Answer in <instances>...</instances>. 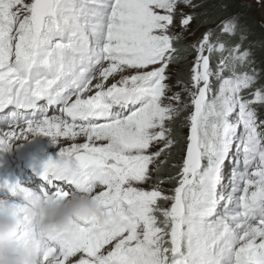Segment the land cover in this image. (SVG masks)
<instances>
[{
  "label": "snow or ice",
  "instance_id": "1",
  "mask_svg": "<svg viewBox=\"0 0 264 264\" xmlns=\"http://www.w3.org/2000/svg\"><path fill=\"white\" fill-rule=\"evenodd\" d=\"M248 35L204 0H0V149L50 137L40 192L95 189L102 206L54 238L48 264H264V74ZM41 99L46 114L26 118ZM32 192L0 182L21 212Z\"/></svg>",
  "mask_w": 264,
  "mask_h": 264
},
{
  "label": "clouds",
  "instance_id": "2",
  "mask_svg": "<svg viewBox=\"0 0 264 264\" xmlns=\"http://www.w3.org/2000/svg\"><path fill=\"white\" fill-rule=\"evenodd\" d=\"M94 197L95 189L46 198L37 186L22 212L6 198L0 200V264H48L45 257L57 235L102 215Z\"/></svg>",
  "mask_w": 264,
  "mask_h": 264
},
{
  "label": "bare ground",
  "instance_id": "3",
  "mask_svg": "<svg viewBox=\"0 0 264 264\" xmlns=\"http://www.w3.org/2000/svg\"><path fill=\"white\" fill-rule=\"evenodd\" d=\"M40 105H38L39 107ZM40 110L37 111L36 116L33 117V119H40L42 118L45 113L46 106H40ZM33 112V111H32ZM55 113V109L50 107L48 109V114L52 115ZM28 114V113H27ZM31 114V112H29ZM32 115H28V118H31ZM21 127H24V125H21ZM3 131H7V129H3ZM3 131H0L1 133ZM16 131H19V128L16 129ZM31 137L33 136L32 134ZM41 135V134H40ZM43 137L42 140L39 141L40 143H33L28 144H22L18 142H14L10 147L5 149H0V182L8 181L9 183H16L19 182L23 186H31L33 188L37 186H41V183H29L26 181L23 177H20L18 174H20V170L24 169V171H29L30 173H33L35 176V173L37 171L33 168L34 165H38V167L42 168L43 163L49 158L55 159L57 157L58 151H51L46 150L44 147H42L43 144L41 142H50L52 141L50 137L41 135ZM80 136V135H78ZM77 136V137H78ZM30 137V136H29ZM36 137V136H35ZM28 138V137H27ZM33 138V137H32ZM66 137H61L60 139H63ZM21 141V140H19ZM51 143V142H50ZM11 157V158H10ZM17 158V162L16 159ZM34 164V165H33ZM66 264V262H65Z\"/></svg>",
  "mask_w": 264,
  "mask_h": 264
},
{
  "label": "trees",
  "instance_id": "4",
  "mask_svg": "<svg viewBox=\"0 0 264 264\" xmlns=\"http://www.w3.org/2000/svg\"><path fill=\"white\" fill-rule=\"evenodd\" d=\"M204 3L209 14L220 20L240 16L239 22L249 29L248 39L244 41L243 46L252 48L254 58L256 59V66L261 68L262 74H264V36L258 23L250 16L249 7H246V4L241 0H204ZM224 5L227 7H224ZM186 56L181 62L186 59ZM214 64L215 61H213ZM182 74L187 79L188 70H186V67ZM260 83L264 84V79H261ZM177 126H180L179 120L177 121Z\"/></svg>",
  "mask_w": 264,
  "mask_h": 264
},
{
  "label": "rangeland",
  "instance_id": "5",
  "mask_svg": "<svg viewBox=\"0 0 264 264\" xmlns=\"http://www.w3.org/2000/svg\"><path fill=\"white\" fill-rule=\"evenodd\" d=\"M241 1L244 4H246V5H251V7H249L250 16L252 18H254V20L258 23L259 28H260L263 36H264V4H259L258 5L256 3V0H241ZM239 17L240 16H235V17H232V19L233 20L234 19L238 20ZM202 31H203V29H201L200 31L196 32L195 35L190 38L191 41H195L196 38H198L201 35ZM246 48H251V47L248 46ZM193 59H194L193 55L191 53H188L187 56H186V59L184 61L178 63L175 66L178 69L179 74L183 75L182 73L184 72L185 67H186V70H189V67H190ZM255 61H256V59H255ZM256 68H257V71H259L258 73L262 74L261 68H258L257 66H256ZM253 90H255V89H253ZM249 95H250V93H249ZM189 104H190V101H189ZM257 111H258V113L264 112V108H257ZM186 114L187 113H185V115ZM52 115H60L59 108ZM182 119H183V115L181 116V118L179 120V123L181 122ZM179 130H180L181 134H183L184 132L187 131V128L183 127V126H179ZM32 137H31V135H28L27 139L21 140V141L17 140L16 142L22 143V144H28V143L32 144V142L33 143H40L39 141L43 139V137L40 134H35ZM36 138L39 139V141H37ZM60 141H61L63 147H70L72 143H77V144L84 143L86 141V137H84L83 135H80V136L76 137L75 140H69L68 138H66V139L63 138V139H60ZM50 142L49 141L48 142H41V144H43L42 147H44L46 150H51L53 152L54 151L57 152L58 151V145L54 144L52 141H50ZM30 144H28V145H30ZM232 155L233 156L235 155V150L234 149H233ZM225 183H227V180H225ZM145 187L147 189V185ZM163 187H165L166 189L171 188L170 185H164Z\"/></svg>",
  "mask_w": 264,
  "mask_h": 264
}]
</instances>
